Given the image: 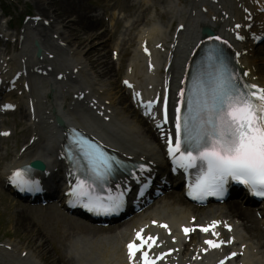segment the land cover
<instances>
[{"label":"bare ground","instance_id":"obj_1","mask_svg":"<svg viewBox=\"0 0 264 264\" xmlns=\"http://www.w3.org/2000/svg\"><path fill=\"white\" fill-rule=\"evenodd\" d=\"M33 1L35 10L40 13L39 15H41L42 20L44 19L49 22V27H44L43 25L36 26L32 30L29 38L34 39L33 43L36 41L38 47H41L44 51H50L55 47L59 48L56 43L63 44L64 50L59 51V54H57L58 56L55 57L54 60L57 63L64 60L65 65L63 67H66L69 64L72 65L77 63L78 65H81L83 69L93 68V72L90 73L88 80L97 82L101 89L106 90L105 98L112 101L114 111L116 112V117L111 123V127L115 130V132L112 133L113 136H110L112 131H108V129L104 130L103 127L93 124L88 118L79 113H75L74 116H72V121L75 122L76 125L88 129L89 131L101 133V137L108 138L107 141L110 143H118V146L126 151L131 153L133 152L135 155L138 153L140 158H148L150 161H158L161 163L162 155L154 134L146 122L141 121L142 123L140 124L137 121L132 120L134 119L135 113L133 112V115L130 111L129 107L131 105L129 104V107L127 108L125 103L126 98L122 95L117 96L115 93L114 83L115 76L118 72L114 71L113 65L110 61H103L104 54L101 52L104 50V47L113 44L119 49V57L123 58V55L128 53L129 46L126 47L127 44H130L131 46L133 43L130 32L135 27H146L147 23H149L148 26L151 25L152 27L154 26L152 24L156 23L154 22V16H147L148 12L153 9L156 11L155 19H163L166 21L163 27H166L169 23L175 21H179L187 27L186 36L181 34L182 37L180 43V49L183 53H186L188 46L192 43L193 39L196 38V31L190 26V21H192V19H190V14L195 5L194 0H179L183 6V11H175L172 6V0H96V8L99 9V11H103L105 13L104 15H106L107 11L110 9L109 3H112L113 8H118V10L123 13L125 17L131 20L130 25L126 27L121 26V30H118V36L115 37L111 34L109 29H101L102 21L100 18H92L89 16L95 8H90L86 5L88 0ZM219 1L222 2L223 6L221 5V7L223 8L232 6V2L234 3V0ZM239 1L240 3L249 5V3L254 0ZM215 8H218V6ZM95 13H98V11H95ZM211 15L220 17L219 13L212 14L210 11L208 16ZM210 19L211 17H208L206 22L200 23L199 28L203 27L201 25L207 26ZM116 25L120 26L121 24L120 22H117ZM211 27L217 29L218 24H212ZM49 32H51V35L53 33L56 34L57 38L55 40L49 39ZM151 37H156V39L161 38L156 28H152L146 35L147 39H150ZM162 41L165 43L166 39L162 38L160 42ZM35 50V47L30 49L29 46L25 49H21L22 54L25 55L30 53L32 55ZM248 56L249 55L243 56L242 60ZM175 60L176 58H174V64L169 71V74L172 76V79L170 80L172 88L176 87L177 82L174 79L177 72L181 70V68H178L179 65L175 64ZM128 61L135 66L136 71L139 70V61L137 59L136 52L132 53V56ZM252 61L255 64L248 61L251 66L249 80H253V78L256 77L257 83L264 86V66L258 64V60L256 59H253ZM11 65L13 66V69L17 68V64L15 62H12ZM83 69H81V71ZM51 83H53V81H51ZM51 83L48 82L46 84L47 92L51 93L52 97L55 98V101H57L59 94L66 89V85H61V83L55 85ZM54 113L58 114L57 109H55ZM22 118L27 121V117L25 115H22ZM65 122L69 123V118H65ZM45 124L46 121L43 120L40 125L44 127ZM35 131V135L39 137V141L28 148L24 155H22L18 164H23L30 160L40 161L45 165L51 163V152L57 143V137L50 140L49 146H47L48 132L41 133L39 129H36ZM180 205V200L176 195H174L162 202L161 205L156 207L153 212L148 214L146 213L143 217V222L146 221V218H150L152 220L168 221L174 224L173 221L175 218L184 214ZM227 209V214L224 217L216 216L219 209L208 213L204 212L203 215H205V219L207 220L229 217H231L232 220L233 217L231 214H228V212L232 214L236 213L235 215H237V217L242 218L241 227L245 233V239H247L250 243H254L252 242L251 237L257 238L259 241L264 238L259 228L262 224L257 219L253 218L251 213L247 214V212H249L248 210L242 212L239 209H229V207H227ZM23 210L24 211L20 213L13 214V229L18 231L22 236H25L23 240L27 238L26 236H28L27 234L29 232L31 234H36L34 239L31 238V252L28 253L27 258L23 261H28L31 264H75L70 258H68V249L71 248L72 243L80 237L79 232H75L74 229L77 230L78 228L81 231L84 230V228L82 226H76V228L74 225L65 223L47 212L43 218L44 225H41L40 228H34V225H30L31 221L28 210ZM17 214L20 215L18 216ZM231 223L233 222L231 221ZM236 227L238 229V226ZM116 237L117 235L113 236L112 239H115ZM51 242H55L57 246L60 244L62 254L61 258L58 256L59 258L51 259L48 250ZM260 248L261 247H258L257 251ZM247 251H249L250 255L257 253H255L253 248L250 246L249 249L247 247ZM40 259L43 263H40Z\"/></svg>","mask_w":264,"mask_h":264},{"label":"snow or ice","instance_id":"obj_2","mask_svg":"<svg viewBox=\"0 0 264 264\" xmlns=\"http://www.w3.org/2000/svg\"><path fill=\"white\" fill-rule=\"evenodd\" d=\"M208 59L213 60L211 52ZM253 88L256 86L245 85L244 89L248 91L238 87L233 76L221 64L208 80L201 75L193 77L186 101L183 100L185 92L181 90V102L187 104V112L180 116V108L176 109V141L175 146H170L168 151L174 160L179 153L177 163L180 167H199L201 175L193 186V193L222 194L224 185L231 178L248 186L254 195L264 197V89L251 91ZM148 107H151V103ZM81 149L97 177L105 175L111 168L103 153L95 151L90 145L85 150L81 144ZM21 177L22 173L17 171L13 175V182L18 185L27 183ZM85 184L86 181L79 180L72 194L78 198L88 196L89 204L85 207L90 211L104 207L93 204L90 192L85 191ZM21 190H24L23 187ZM109 199L111 204L104 210H118L119 203L111 197ZM208 230L202 229L205 232ZM184 231L187 233L191 229L185 228ZM137 239L139 244L134 242L128 245L129 257L133 259L138 251L153 240L152 237L143 238L140 233H137ZM206 243L212 247L220 246L212 240ZM143 258L144 264H154L148 259L146 251L143 252Z\"/></svg>","mask_w":264,"mask_h":264},{"label":"rangeland","instance_id":"obj_3","mask_svg":"<svg viewBox=\"0 0 264 264\" xmlns=\"http://www.w3.org/2000/svg\"><path fill=\"white\" fill-rule=\"evenodd\" d=\"M30 10L33 11V13H35L33 7H30ZM117 83H118V78H115V85H114L115 87H117ZM4 155H5V153L0 155V164L1 165H2L3 160L5 159ZM8 209L11 210L10 207ZM30 221H31L30 225H34V228H38V227L40 228L41 225L42 226L44 225V221H43L42 217H39L38 220L34 219V218H31ZM13 222H14V220L12 218L8 219L6 214H1V216H0V230H2V232H3V234L5 236L10 237L12 239H15V240H18L19 242H21V241H23L25 236L24 235L22 236L18 231L13 229V226H14ZM27 235L33 237V234H31L30 232ZM28 236H26V237L28 238ZM34 237H36V236H34Z\"/></svg>","mask_w":264,"mask_h":264}]
</instances>
